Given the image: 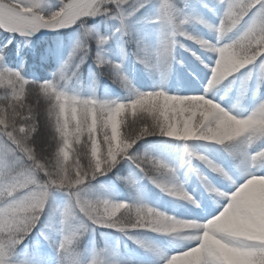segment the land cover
<instances>
[{
  "label": "clouds",
  "instance_id": "9594fccd",
  "mask_svg": "<svg viewBox=\"0 0 264 264\" xmlns=\"http://www.w3.org/2000/svg\"><path fill=\"white\" fill-rule=\"evenodd\" d=\"M70 3L76 5V10L60 7L58 10L44 12L41 4L37 5V0H25L26 6L22 11L26 14L28 23L23 31L17 33L31 35L41 29L64 28L82 21L83 17L99 14L118 19L120 25L116 30L125 33L124 9L130 6V0H70ZM127 15L131 16L132 12ZM157 19L163 36L162 50L156 53L158 61L171 62L173 49L178 43L177 37L193 40L201 48L216 54L204 93L218 87L264 54V26L257 30L258 34L246 35L245 30L230 42L221 44L220 40L239 22L229 19L216 29L217 43L213 44L188 34L184 29L188 18L169 0H161ZM207 26L211 28V25ZM79 27L82 31L74 53L83 58L87 55L88 38H94L96 42L103 39L105 43L107 37H96L93 29L85 27L83 22ZM225 52L230 54L227 58L223 55ZM136 58L146 66H153L149 65L144 55ZM3 59L0 54V62ZM95 63L98 69L108 66L113 81L131 89V81L122 71L120 63L108 61L100 55H97ZM77 76V71H70L66 63L53 75V79L30 81L21 71L0 63V137H4L6 133H14L26 149L23 152L18 149L12 156L11 165L6 169L0 168V264H26L16 258V250L45 215L48 217L45 227L50 230L51 235L45 231H41L40 235L45 241L53 243L57 264H114L107 259H101L102 254L98 253H94L87 260H81L76 249L77 242L93 226L114 229L121 233L135 229L175 233L173 224L176 219L153 207L138 202L117 201L93 193L90 187L92 180L106 175L121 161H128L162 191L174 195V191L167 185L174 180L175 170L162 158L132 151L137 143L132 132L122 131L120 139L115 143L107 130L104 131L102 141L85 140L82 135L69 141L63 135V130L71 119H76L79 127L84 128L87 127L89 114L107 118L116 112L127 117L129 110H132L135 115L140 99L135 95L138 92H134L133 98L127 102L101 100L94 94L82 95L78 88L69 90V81ZM142 93L144 98L163 100L166 106L170 101L173 110L177 103L188 107L195 101L202 106L200 115L206 118V122L198 129L189 128L185 123L181 130L179 124L171 126V113H168L169 126L153 131L152 135L217 144L228 139L244 150L264 137V100L247 115H236L203 94L170 95L164 91ZM31 96L38 99L40 107L26 102ZM42 121L47 132L46 149L40 147L37 139ZM140 127L149 130L151 122L148 121ZM184 153L186 159L193 156L199 159L202 156L191 151L187 145L184 146ZM252 156L264 160V149ZM57 194L63 197L62 202H57ZM185 196L192 201L187 193ZM218 217L216 215L201 224H208ZM260 246L261 253H264V244ZM182 254H172L166 264H176Z\"/></svg>",
  "mask_w": 264,
  "mask_h": 264
},
{
  "label": "trees",
  "instance_id": "16d2710c",
  "mask_svg": "<svg viewBox=\"0 0 264 264\" xmlns=\"http://www.w3.org/2000/svg\"><path fill=\"white\" fill-rule=\"evenodd\" d=\"M160 2L161 0H147V2L130 0V6L124 9L125 33L116 30L120 25L118 19L105 14L82 18V21H78L70 29L61 30L47 38L27 39L18 35L5 34L0 30V54L4 57L0 63L5 67L21 71L26 79L36 82L53 79V75L67 63L70 71L75 69L78 73L77 77L69 81V90L78 88L82 95L94 94L97 99L101 100L127 102L133 98L134 92L163 91L164 87H169L172 82L176 85L175 91H178L181 82L179 79L182 75L178 64L188 63L184 49L192 46L193 40L177 37L178 43L173 49L171 62L158 61L156 53L162 50L163 40L157 19ZM169 2L188 18L184 29L194 37H199L197 28L200 21L211 22L217 29L225 12V6L220 4L219 0H169ZM141 3L142 6L138 7ZM133 5L134 8H132ZM61 6L60 3L58 6L50 7L48 12L58 10ZM255 11L258 9L254 10L252 15ZM128 12H132V15L128 16ZM250 18L251 16L246 17L241 24L227 33L220 43H228L239 36L246 30ZM81 22L85 27L93 29L96 37H107L103 45L97 44L94 38H88V51L83 58L78 53H74L82 31L79 27ZM181 44L183 47H180ZM97 55L108 61L120 63L122 71L132 82L131 89L114 82L108 66L105 65L98 69L95 63ZM138 55H144L149 65L153 66L140 63L136 58ZM223 55L227 58L228 52ZM229 78L228 85L232 88L233 94L242 99L239 102L244 107L248 101H256L255 107L264 100V61L258 58ZM115 83H118L119 87H115ZM175 95L180 94L175 93ZM26 102L34 107L39 103L35 96L29 97ZM169 109H171V104H169ZM130 113L131 110L125 117L123 113L113 112L107 118H98L95 114H89L87 127L84 128L79 127L76 119H71V122L64 127L63 135L69 141L80 138L81 135L85 140L102 141L104 131L107 130L115 143L120 139L122 131L128 133L135 127L134 124V127L130 125ZM125 120L127 121L126 126L123 123ZM138 127H140L139 123ZM263 138L261 137L254 143H259ZM37 139L40 147L46 149L48 141L43 121ZM151 140L150 136L141 138L132 151L162 158L170 165L178 151L175 143L168 139ZM231 143L228 139H224L221 144L211 147L210 152L215 159L223 154H233L227 150V145ZM238 151L237 149L233 155H237ZM256 164L260 163L257 161ZM245 179L240 178L235 183L228 182L229 191L233 192L235 187L245 182ZM254 181L256 179L251 177L233 192L235 206L245 213L250 230L224 235L217 249L225 264H242L245 260H251L252 264H264V253H261L260 248L228 243L231 240L243 245L264 244V200L255 195L257 191L253 187ZM149 182L150 180L130 162L121 161L106 175L97 176L92 180L90 187L94 194L113 200L149 205L155 200L153 197L155 189L149 186ZM56 199L57 202L63 201V197L59 194ZM47 223L48 217L45 215L32 233L18 246L17 259L25 261L26 264H57L58 258L53 243L45 241L40 235L41 231L51 235L50 230L45 227ZM175 244L172 236H165L147 229H135L128 233H121L114 229L93 226L77 242L76 249L80 253L81 260H87L94 253H98L102 254L101 259H107L114 264H163L164 252L173 249Z\"/></svg>",
  "mask_w": 264,
  "mask_h": 264
},
{
  "label": "rangeland",
  "instance_id": "374dc122",
  "mask_svg": "<svg viewBox=\"0 0 264 264\" xmlns=\"http://www.w3.org/2000/svg\"><path fill=\"white\" fill-rule=\"evenodd\" d=\"M144 1V0H142ZM61 3V0H40L41 4V10L47 11L50 7L58 6V4ZM134 8V5L132 6ZM88 18V17H83ZM211 25V24H207ZM207 25H205L206 30L202 31V36H212V38L215 40V43H217V36L214 33L215 26L211 25V28H209ZM70 26H66L64 28H67ZM200 33V32H199ZM204 36L202 38H204ZM211 43V41H209ZM195 46L197 47L198 51L203 55V59L208 60L210 66L205 68L206 71H201L200 73H197L198 70H196L194 77H192L191 83L189 84V93L193 95H206L207 98L213 99L215 102H219V91H220V85L208 93H204V87L207 84V80L210 76V67L214 64V61L216 59V54L210 51H207L200 47L197 43H195ZM190 54L193 56V54L190 52ZM215 56V58L213 57ZM230 54L228 53V56ZM204 62L201 60L200 62H197V66L203 65ZM181 67L185 70H189L190 66L181 64ZM119 84L115 83V87H117ZM119 87V86H118ZM172 95V94H170ZM140 108V106L137 108V110ZM202 108L201 105L197 104L195 101L191 102V105L188 107H184L182 104L177 103L175 105V109L173 110L172 107L169 109V105H164L161 120L164 123V126H169V119H168V113H171V121H172V127H175L176 124H179L181 127V130H183V127L185 123H187V126L189 128H199L203 123L206 122V118L200 115L199 110ZM135 115L133 114L131 110V120L130 125L131 127H135L133 129H130L129 132H133L136 128H138V123L133 125L132 118L137 117L138 113ZM187 113V114H186ZM199 117V119H197ZM152 138L151 141H158L162 139H171L169 137H164L160 135H150ZM188 141H194L189 139ZM188 141H182L177 140L176 143L182 145V149L180 151L181 160L180 162H177L176 172L179 173V177L174 180L171 184L167 185V187L177 192L178 189H180V183L182 185L186 186L189 181L193 178L188 171L190 170H197L198 165H203V168L206 169L208 167L203 161L197 159L195 156H193L191 159H186L185 153H184V144ZM196 142H202V143H209L208 141H200L195 140ZM204 157H206L207 160H209V157L205 154ZM183 161V162H182ZM243 166H246V164L249 163L245 162L244 159L239 161ZM193 166V168H191ZM205 166V167H204ZM199 167V166H198ZM181 174V176H180ZM212 184H215V181H211ZM253 187L256 189L255 195H257L259 198H262L264 200V178H260V181H254ZM161 192V198H167L170 199L169 205L164 203V200H160L158 203L160 212L165 213L168 216L173 217L176 219V221L173 224V230L175 233H163L166 235H172L174 237V240L178 242V247L175 250L173 254L176 252L187 249V247L192 246L194 241L193 239H198L199 244L189 249L188 251L184 252L182 256L179 258L178 261H176V264H225L224 261H222L221 257L219 256V251L217 249L218 244L220 241L224 238V235L226 234H235L237 231H241L242 229L250 230L249 228L246 229L247 221L245 220V213L241 210H239L235 206V200L234 197L229 199V203L224 207L223 211L220 212L219 217L215 218L214 220L210 221L208 224H201L205 222L206 220L210 219L212 216L217 214L219 210H221V206L224 204L223 202H219V204L212 206L209 204V202H212L213 198L212 196H205L206 200H203L202 202H199L197 206L191 207V210H187L186 212L179 213V210H174V207H172V204H184L185 202L182 201V199H179V197L186 199L184 195H170L165 191H162L159 188ZM233 196V195H232ZM187 203V201H186ZM151 207V206H150ZM190 229V231H186L187 229ZM190 232V233H189ZM172 255V253L168 252L165 255V260L163 264H166L167 258H169ZM171 264V262H170ZM242 264H252L251 260H245Z\"/></svg>",
  "mask_w": 264,
  "mask_h": 264
},
{
  "label": "snow or ice",
  "instance_id": "6c2138e0",
  "mask_svg": "<svg viewBox=\"0 0 264 264\" xmlns=\"http://www.w3.org/2000/svg\"><path fill=\"white\" fill-rule=\"evenodd\" d=\"M219 3L225 6V12L220 20L219 26L222 27V22L233 19L239 21L236 24L237 27L246 17L249 16H251V18L246 28V35L249 33L258 34L257 30L264 26V0H219ZM39 4L40 0H37V5ZM61 5V7L65 9L73 11L76 10V5L70 3V0H61ZM25 6V0H0V30H4L10 33L23 31L24 26L28 23L27 16L22 11ZM85 7H87V5H85ZM256 9H258V11H255V14L252 15L254 10ZM121 20H123V18H121ZM97 43L99 45H103L104 41L103 39H98ZM257 59L258 58H256L254 61H256ZM259 59L261 61H264V54H262ZM135 95L140 97V99L138 100V105L140 106V108L138 109V116L132 118L133 124H136L137 121L140 125H143L148 121L151 122V128L149 130H144L141 127L136 128L133 134L136 136L137 141H139L143 137L152 135L153 131L165 127L164 123L161 120L165 102L163 100L157 101L155 98H144L142 92L135 93ZM168 104H171V102L169 101ZM123 123L127 124V121L125 120ZM18 149L22 152L26 151V149H24V147L20 144L14 133H6L4 137H0V168L6 169L11 165L12 156L17 152ZM237 149L239 150L240 156L244 158V161L252 164L253 166H255L257 161L264 162V160L253 158V156L249 157L246 150L240 149L234 143L227 145V150L230 153L235 154ZM199 160L203 161L213 171L223 172L220 167L213 164L210 160L205 159L204 156L199 157ZM253 176L264 177V174H255L250 172L248 173L245 182ZM245 182L235 187V190L233 192H235ZM233 192H231L230 194H225L223 192L218 193L219 196L224 197L225 203L221 206V210H219V212L214 216L219 215L220 212L223 211L224 207L229 203L228 196H230ZM174 195L185 196V193L182 190L178 189L177 192H174ZM185 198L187 199L186 196ZM193 203H195V201H193ZM192 241H194L192 246H189L187 247V249H182L178 252L184 253L199 244L198 239H193ZM228 243H234L236 244V246H246L253 248L261 247L260 245H243L240 242L231 240H229Z\"/></svg>",
  "mask_w": 264,
  "mask_h": 264
},
{
  "label": "water",
  "instance_id": "95a60500",
  "mask_svg": "<svg viewBox=\"0 0 264 264\" xmlns=\"http://www.w3.org/2000/svg\"><path fill=\"white\" fill-rule=\"evenodd\" d=\"M51 31H54V29H43V30H38L37 32L31 34L30 36L33 37H38V36H43V35H49ZM19 34V33H18ZM28 36V35H27Z\"/></svg>",
  "mask_w": 264,
  "mask_h": 264
},
{
  "label": "bare ground",
  "instance_id": "6f19581e",
  "mask_svg": "<svg viewBox=\"0 0 264 264\" xmlns=\"http://www.w3.org/2000/svg\"><path fill=\"white\" fill-rule=\"evenodd\" d=\"M41 30H43V29H41Z\"/></svg>",
  "mask_w": 264,
  "mask_h": 264
}]
</instances>
